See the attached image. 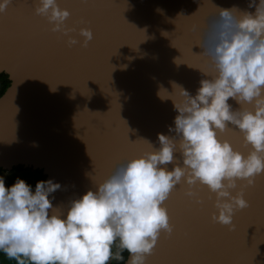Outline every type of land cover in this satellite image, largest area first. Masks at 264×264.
<instances>
[{"label":"water","instance_id":"1","mask_svg":"<svg viewBox=\"0 0 264 264\" xmlns=\"http://www.w3.org/2000/svg\"><path fill=\"white\" fill-rule=\"evenodd\" d=\"M58 5L70 12L66 26L77 30L69 33L77 39L71 46L45 17L30 15L35 3L29 11L23 0H11L0 13V73L10 81L0 96V169L41 170L45 180L60 183L51 195L63 210L92 180L148 150L143 139L158 147L157 133L172 135L175 85L194 94L213 71L201 47L218 8H254L248 0ZM81 27L93 34L86 47ZM219 135L247 154L239 131L230 126ZM253 181L242 191L247 207L233 212L231 226L213 219L215 196L205 186L197 184L201 203L186 194L188 185L174 186L163 201L172 231L157 240L150 264H264V171Z\"/></svg>","mask_w":264,"mask_h":264},{"label":"clouds","instance_id":"2","mask_svg":"<svg viewBox=\"0 0 264 264\" xmlns=\"http://www.w3.org/2000/svg\"><path fill=\"white\" fill-rule=\"evenodd\" d=\"M10 2L0 0V13ZM34 3V14L52 32L66 36L69 46L77 43L65 24L67 8L58 0ZM248 7L254 11L218 8L201 47L213 71L194 94L175 85L172 135L157 133L158 147L143 139L148 150L92 180L63 210L52 204L59 182L37 180L33 187L16 176L6 186L0 175V253L18 264H108L126 251V264H145L161 230L172 229L163 201L181 183L214 193L213 219L231 226L234 210L247 207L237 181L251 185L264 171V0H248ZM78 35L82 47L93 36L87 27ZM230 126L250 146L246 155L219 135Z\"/></svg>","mask_w":264,"mask_h":264},{"label":"trees","instance_id":"3","mask_svg":"<svg viewBox=\"0 0 264 264\" xmlns=\"http://www.w3.org/2000/svg\"><path fill=\"white\" fill-rule=\"evenodd\" d=\"M9 83L10 81L7 75L5 73H0V96L3 94L5 89L9 86ZM3 172H8L10 176H14L13 178H10L12 182L16 176H20L33 187L37 180H45V176L42 174V171L38 169L32 170L30 168H24L22 166H17V167H13L10 171H5L3 169H0V175H3ZM6 181L8 182L9 180L7 179ZM116 250H117L116 245L114 244L113 252H115ZM122 255L124 256L123 260H116L113 258L108 261V264H124L128 253L125 251L122 253ZM0 258L4 259V264H18V262L15 260H9L7 257L4 256L3 253H0ZM25 264H27V261H25Z\"/></svg>","mask_w":264,"mask_h":264},{"label":"snow or ice","instance_id":"4","mask_svg":"<svg viewBox=\"0 0 264 264\" xmlns=\"http://www.w3.org/2000/svg\"><path fill=\"white\" fill-rule=\"evenodd\" d=\"M34 2H35V0H23V3L27 6V8H28V10L30 11L31 10V6H32V4H34ZM82 3L84 4V5H87L88 3H89V0H82ZM30 15L31 16H35L36 14H34V13H32V12H30ZM72 29H73V31L75 30V28L74 27H72ZM0 38H2V31H0ZM254 182V181H253ZM253 184V183H252ZM251 184V185H252ZM248 186H250V185H248L246 182H243L241 185H239V189L241 190V191H243L246 187H248ZM182 187H184V186H182V185H180V186H178V189H180V188H182ZM189 191H191L192 192V196H195L197 199H196V201L198 202V203H201V202H203V200H204V198L203 197H201L200 196V193H199V191H198V185L197 184H194V185H191V186H187L186 187V194L189 192ZM171 195V192L169 193V195H168V197ZM188 195V194H187ZM167 197V198H168ZM207 199H209V200H211L212 199V196H211V194H208V196H207ZM165 207V206H164ZM166 208V207H165ZM169 218V217H168ZM171 231H172V229H171ZM171 231H162V232H160L159 233V235H158V237H157V240L161 237V236H167V235H169L170 233H171ZM157 240H156V243H157ZM153 255V249H152V251H151V253L146 257V259H145V264H150V261H149V259H148V257H150V256H152Z\"/></svg>","mask_w":264,"mask_h":264},{"label":"rangeland","instance_id":"5","mask_svg":"<svg viewBox=\"0 0 264 264\" xmlns=\"http://www.w3.org/2000/svg\"><path fill=\"white\" fill-rule=\"evenodd\" d=\"M3 175L5 176V183H6V186L8 184H11L12 183V180L10 178H13L14 176H10V174L8 172H3ZM9 180L8 182L6 180ZM0 264H4V259L3 258H0Z\"/></svg>","mask_w":264,"mask_h":264},{"label":"bare ground","instance_id":"6","mask_svg":"<svg viewBox=\"0 0 264 264\" xmlns=\"http://www.w3.org/2000/svg\"><path fill=\"white\" fill-rule=\"evenodd\" d=\"M234 211H236V209Z\"/></svg>","mask_w":264,"mask_h":264}]
</instances>
